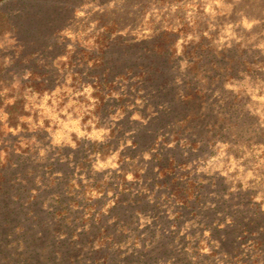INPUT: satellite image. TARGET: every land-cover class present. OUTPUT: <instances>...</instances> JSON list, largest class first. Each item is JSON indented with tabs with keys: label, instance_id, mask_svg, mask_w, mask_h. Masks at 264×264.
Returning <instances> with one entry per match:
<instances>
[{
	"label": "rangeland",
	"instance_id": "rangeland-1",
	"mask_svg": "<svg viewBox=\"0 0 264 264\" xmlns=\"http://www.w3.org/2000/svg\"><path fill=\"white\" fill-rule=\"evenodd\" d=\"M0 264H264V0L1 2Z\"/></svg>",
	"mask_w": 264,
	"mask_h": 264
},
{
	"label": "trees",
	"instance_id": "trees-1",
	"mask_svg": "<svg viewBox=\"0 0 264 264\" xmlns=\"http://www.w3.org/2000/svg\"><path fill=\"white\" fill-rule=\"evenodd\" d=\"M4 0H0V3L3 2Z\"/></svg>",
	"mask_w": 264,
	"mask_h": 264
}]
</instances>
